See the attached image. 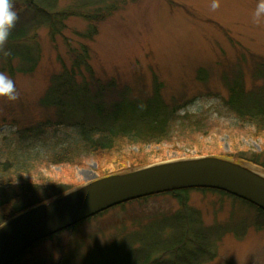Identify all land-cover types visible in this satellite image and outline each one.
I'll list each match as a JSON object with an SVG mask.
<instances>
[{"label": "rangeland", "instance_id": "rangeland-1", "mask_svg": "<svg viewBox=\"0 0 264 264\" xmlns=\"http://www.w3.org/2000/svg\"><path fill=\"white\" fill-rule=\"evenodd\" d=\"M95 2L11 0L15 24L29 29L23 40L0 45V72L13 79L19 96L14 102L0 97V198L18 193L22 180L74 187L98 178L104 164L82 148L80 125L90 123L96 86L111 80L117 92L127 88L131 96L150 94L160 84L163 100L176 101L172 139L142 147L147 165L214 148L264 174V131L255 132L254 124L240 121L224 104L225 74L230 79L240 72L247 89L260 84L252 75L264 60V21L253 23L258 0H219L215 11L212 0ZM36 5L49 13L46 22L44 14L36 18ZM15 46L36 58L33 69L26 72L31 65L21 55L8 56ZM64 78L72 80L70 93L61 84ZM55 84L57 91L49 94ZM58 107L69 121L58 123ZM39 125L43 133L20 138L23 130ZM127 149L139 152L133 145ZM254 155L257 163L249 162ZM52 156L73 159L52 164ZM179 213L173 224L189 219L211 232L212 255L194 264H264V212L229 194L200 189L117 205L41 241L16 264H111L116 253L150 243L177 245L173 227L158 226ZM173 245L153 258L172 263L182 253ZM187 247L181 248L192 254L193 247Z\"/></svg>", "mask_w": 264, "mask_h": 264}, {"label": "trees", "instance_id": "trees-1", "mask_svg": "<svg viewBox=\"0 0 264 264\" xmlns=\"http://www.w3.org/2000/svg\"><path fill=\"white\" fill-rule=\"evenodd\" d=\"M94 1L102 3L108 0ZM34 7H36L38 12H35L37 14L36 18H40V15L44 14L45 17L42 15L43 21L46 22L48 20L46 17H49V13L45 12L43 7L37 5ZM111 7L107 8V12L111 9H115V6ZM99 16L102 17L105 15L100 14ZM27 28L22 24H14L10 29V35L7 40H23L27 36L26 33L29 29ZM20 49L21 48H18V46L9 49L8 56L11 57L16 54L19 56L21 55V58L31 65L28 69L25 68L27 70L26 72H28L34 68L36 58H31L29 53L28 56L24 50L20 51ZM252 75L255 77V81H259L260 84L247 89L240 72L232 75L233 77L230 79L225 74L224 79L227 88V96L225 97L224 104L225 107L235 113L240 121H247V123L254 124L255 132L261 133L264 131V60L257 63ZM61 84L67 86L68 92L70 93L73 88L71 78H67V80L64 78L63 81L61 80ZM61 84L59 82L58 85ZM57 87V84L52 85L48 93H55ZM160 88L161 85L155 83L150 94L131 96L129 95V89L127 88H123L121 91L117 92L112 80L111 82L106 81L102 86H96V90L92 92L94 95L90 100V104L92 105L90 123L87 126L80 125V133L83 139L82 148L88 153L94 155L97 159V163L104 164L103 168H99L98 177L137 169L149 164V161H147L146 158L147 156L141 154L142 147L148 144H158L162 141H170V139H172L171 133L173 127H175L174 117L178 112V107L175 100H172L171 102L163 100L159 90ZM111 92L113 94L115 93V96H113L112 99L110 96L105 98L104 94ZM58 108L60 120L58 123H64L63 120L67 119L63 118L61 108ZM72 123L76 124V122ZM43 132V126H35L28 130H23L20 138L33 139L38 133ZM129 145L139 148V152L134 153L127 149ZM204 149L205 151L200 150L197 156H216L230 160L227 154L213 150L214 148ZM72 159L73 158L71 157L65 159L64 157L52 156V159H49V161L52 164L72 163ZM237 160L238 159H236V162L242 163V161L240 162ZM256 160V155H254L249 159V162L257 163ZM77 186L74 187L76 188ZM18 187L20 190L18 193L9 194V196H5L4 194L1 195L0 219L4 221L24 212L26 209L50 201L54 197L60 196L71 189H74V187L69 185L59 184L54 185L53 187L50 184H40L33 180H22V183L18 184ZM2 190L3 188L0 186V193H2ZM188 190L189 189L187 188H180L170 190L166 193L180 196L181 194H185ZM218 192L227 194L223 191ZM38 193H41V198L36 196ZM146 197L149 196L147 195ZM146 197L135 200L144 199ZM26 201L27 203H25ZM184 202H186L185 197L184 199L181 198L180 203H182V206H185ZM179 217L180 213L171 218L165 219L161 222V227L160 225L158 226L160 230L164 227H169V225L170 227H173L176 231L174 234L178 237L176 242H179V244L176 245L173 240L170 241L171 244L168 247H165L166 245L156 246L155 243H150V245H147L146 248L142 250H133L119 255L116 253L117 256L111 257L115 261L111 264H130L132 261V264H162V260H157V258L153 257L157 255L160 250L171 252V247L174 243L173 247H179L176 249L175 253H179L180 251H182V253L176 254V260L168 264H194L205 255H212V253L208 251L211 232L200 230V228L196 227L194 222H191L189 219L187 222H183V225L173 224L172 220L178 223V220H180ZM169 219L171 221H167ZM194 219L196 220L195 217ZM151 234L154 235L155 233L153 232ZM49 238L50 237L46 239ZM168 242L166 244H168ZM36 245L37 244H35L30 250L26 251L25 254L30 252ZM188 245L193 247L192 254H186L185 249L188 248ZM182 246H184L185 249L181 248ZM172 250L175 249L172 248ZM103 264H108V262Z\"/></svg>", "mask_w": 264, "mask_h": 264}, {"label": "water", "instance_id": "water-1", "mask_svg": "<svg viewBox=\"0 0 264 264\" xmlns=\"http://www.w3.org/2000/svg\"><path fill=\"white\" fill-rule=\"evenodd\" d=\"M255 171L229 159L200 156L97 178L6 221L0 228V264H14L35 243L147 194L208 188L226 192L264 212V176Z\"/></svg>", "mask_w": 264, "mask_h": 264}, {"label": "clouds", "instance_id": "clouds-1", "mask_svg": "<svg viewBox=\"0 0 264 264\" xmlns=\"http://www.w3.org/2000/svg\"><path fill=\"white\" fill-rule=\"evenodd\" d=\"M219 7V0H212L211 9L215 11ZM17 19V13L12 8L11 0H0V45L8 39L10 29ZM261 21H264V0H258L253 13V23L259 24ZM0 97L10 102L19 98L13 79L4 72H0ZM5 223L6 221L0 219V228H3Z\"/></svg>", "mask_w": 264, "mask_h": 264}, {"label": "bare ground", "instance_id": "bare-ground-1", "mask_svg": "<svg viewBox=\"0 0 264 264\" xmlns=\"http://www.w3.org/2000/svg\"><path fill=\"white\" fill-rule=\"evenodd\" d=\"M253 170V169H252ZM255 171V170H254ZM255 172H257L258 174H260V175H262V176H264V174H262V173H260V172H258V171H255Z\"/></svg>", "mask_w": 264, "mask_h": 264}]
</instances>
